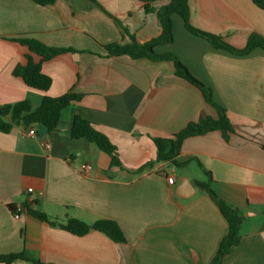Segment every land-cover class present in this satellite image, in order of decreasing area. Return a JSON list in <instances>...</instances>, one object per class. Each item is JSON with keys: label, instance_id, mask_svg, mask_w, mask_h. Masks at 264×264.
Returning <instances> with one entry per match:
<instances>
[{"label": "crops", "instance_id": "obj_1", "mask_svg": "<svg viewBox=\"0 0 264 264\" xmlns=\"http://www.w3.org/2000/svg\"><path fill=\"white\" fill-rule=\"evenodd\" d=\"M189 8L192 27L235 49H244L252 34L264 39V10L253 0H189ZM172 22L173 42L155 52L174 54L211 88L233 125L227 140L219 130L186 139L176 157L182 166L156 162L154 139L176 135L202 117L217 119V111L176 75L173 62L107 51L112 44L131 45L132 38L145 44L159 37L156 12L146 13L140 0H56L46 6L0 0V107L28 101L36 110L45 97L81 96L54 131L35 125L33 135L23 126L0 132V256L30 260L12 264H212L229 224L202 188L210 173L212 190L243 216L241 240L221 264H264V51L237 56L217 50L190 33L179 15ZM21 38L73 50L42 63L52 80L49 90L14 76L28 55L41 61ZM76 116L111 141L122 167L112 166L96 144L70 136ZM84 164L92 170L85 172ZM28 189L37 196L34 204ZM27 206L57 225L30 215ZM67 219L115 221L125 242L95 230L71 234L59 226Z\"/></svg>", "mask_w": 264, "mask_h": 264}, {"label": "trees", "instance_id": "obj_2", "mask_svg": "<svg viewBox=\"0 0 264 264\" xmlns=\"http://www.w3.org/2000/svg\"><path fill=\"white\" fill-rule=\"evenodd\" d=\"M38 5L46 6L52 5L56 0H32ZM95 2V0H88ZM145 3L146 13L156 12L157 18L161 26V34L156 39H153L145 44H140L135 38H132V44L127 46H120L112 44L107 47L109 56H129L132 59L146 58L151 61H171L174 64L176 75L201 91L207 104L217 111V119L209 116L202 117L197 122L190 123L183 131L173 135L169 138H155L154 143L157 148L156 162L170 161L178 166L176 157L181 151L183 142L196 136H204L212 131L219 130L223 134V138L227 140V133L233 132V125L227 116V111L217 104L213 98L211 88L206 86L203 82L198 80L189 69L174 55V54H157L155 48L159 45H168L173 42V22L172 16L179 15L185 25V28L198 37L206 40L214 49L227 51L233 55L246 56L255 48H260L264 51V39L258 34H252L248 40L247 46L238 50L225 42L223 37L207 33L191 26L189 0H168V3L161 6L159 9L152 7V4L161 0H140ZM253 2L264 10V3L261 0H253ZM22 45L26 46L29 51L41 57L39 63L33 62L30 55L27 56V63L18 65L13 74L16 77L23 79L25 84L31 88L47 91L51 87L52 80L49 76L42 72V63L52 59L53 57L66 52H73V50L51 48L39 41L33 39H17ZM81 96L72 92H68L60 97L52 98L45 97L41 105L32 110L28 101H21L12 105L0 107V132L11 133L16 126H23L26 129L31 126L41 125L48 131H54L60 121L62 112L71 106L73 103L79 101ZM70 136L73 139H86L94 143L98 148L105 152L111 158V164L114 167H122L117 148L111 141L101 132H99L91 123L76 116L73 119ZM153 164L149 163L139 169L136 174H141L145 169L151 167ZM208 181L202 185V188L210 195L211 199L217 204L221 213L229 224V231L220 243L218 252L212 264H221L224 258L229 254L232 247L239 244L241 240V227L243 223V216L240 211L221 200L211 188V174L207 173ZM12 211L14 209H11ZM27 211L35 218L48 222L51 225H57L49 221L48 216L31 206H27ZM67 232L83 236L91 230L98 231L105 234L112 241L116 243H124L125 237L119 225L112 220H99L94 224H87L76 219H67L64 225H59ZM30 261L22 254L0 256L1 264H12L16 261ZM34 264H44L41 262H33Z\"/></svg>", "mask_w": 264, "mask_h": 264}, {"label": "built area", "instance_id": "obj_3", "mask_svg": "<svg viewBox=\"0 0 264 264\" xmlns=\"http://www.w3.org/2000/svg\"><path fill=\"white\" fill-rule=\"evenodd\" d=\"M32 127L33 126H31L30 128H28V129H26L27 131V133H28V135H33V130H32ZM46 148H49L50 147V145L49 144H47V143H44L43 144ZM82 168H83V170L85 171V172H89V171H91L92 170V166L90 165V164H84V165H82ZM167 181H168V184L169 185H173L174 184V182H175V177L174 176H169L168 178H167ZM28 198H27V200L31 203V204H34L36 201H37V196L34 194V190L33 189H28ZM19 217V215H16V218H18Z\"/></svg>", "mask_w": 264, "mask_h": 264}]
</instances>
